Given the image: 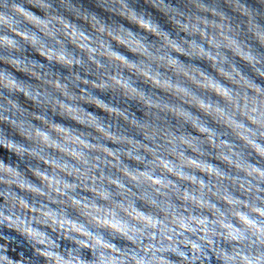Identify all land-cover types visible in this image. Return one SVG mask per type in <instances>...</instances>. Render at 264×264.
Here are the masks:
<instances>
[{"label": "clouds", "instance_id": "obj_1", "mask_svg": "<svg viewBox=\"0 0 264 264\" xmlns=\"http://www.w3.org/2000/svg\"><path fill=\"white\" fill-rule=\"evenodd\" d=\"M0 264H264V0H0Z\"/></svg>", "mask_w": 264, "mask_h": 264}]
</instances>
